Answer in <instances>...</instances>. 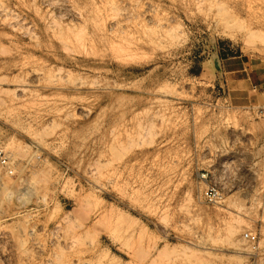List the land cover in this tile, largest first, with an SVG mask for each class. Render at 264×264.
<instances>
[{
    "label": "rangeland",
    "instance_id": "obj_1",
    "mask_svg": "<svg viewBox=\"0 0 264 264\" xmlns=\"http://www.w3.org/2000/svg\"><path fill=\"white\" fill-rule=\"evenodd\" d=\"M263 108L264 0H0V264H264Z\"/></svg>",
    "mask_w": 264,
    "mask_h": 264
},
{
    "label": "built area",
    "instance_id": "obj_2",
    "mask_svg": "<svg viewBox=\"0 0 264 264\" xmlns=\"http://www.w3.org/2000/svg\"><path fill=\"white\" fill-rule=\"evenodd\" d=\"M261 115L264 117V108L261 110ZM0 167L7 171L11 176L15 175L13 162L11 158L7 156L2 150H0ZM218 193L215 191L207 192L206 196L211 201L215 200L217 202ZM243 239L248 242L255 249H260V236L253 232H246L243 234Z\"/></svg>",
    "mask_w": 264,
    "mask_h": 264
},
{
    "label": "bare ground",
    "instance_id": "obj_3",
    "mask_svg": "<svg viewBox=\"0 0 264 264\" xmlns=\"http://www.w3.org/2000/svg\"><path fill=\"white\" fill-rule=\"evenodd\" d=\"M67 7V6H66ZM114 7V6H113ZM77 9V8H76ZM68 11V10H67ZM72 11V10H71ZM55 22V21H54ZM53 23V22H52ZM116 24V23H115ZM57 25V24H56ZM80 25V24H79ZM48 27V26H47ZM47 29V28H46ZM16 30V29H15ZM60 30H61V27H60ZM49 31V30H48ZM61 32V31H60ZM59 32V33H60ZM138 33V32H137ZM47 35H49V34H47ZM35 38H37V37H35ZM88 39H90V38H88ZM249 43V42H248ZM68 49V48H67ZM59 51V50H58ZM71 51V50H70ZM36 74V73H35Z\"/></svg>",
    "mask_w": 264,
    "mask_h": 264
},
{
    "label": "crops",
    "instance_id": "obj_4",
    "mask_svg": "<svg viewBox=\"0 0 264 264\" xmlns=\"http://www.w3.org/2000/svg\"><path fill=\"white\" fill-rule=\"evenodd\" d=\"M246 71H247L246 69H243L241 71H237V73H243V72H246ZM248 80H250V79H248Z\"/></svg>",
    "mask_w": 264,
    "mask_h": 264
}]
</instances>
